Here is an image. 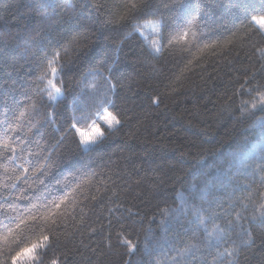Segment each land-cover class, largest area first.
I'll list each match as a JSON object with an SVG mask.
<instances>
[{
    "label": "snow or ice",
    "instance_id": "1",
    "mask_svg": "<svg viewBox=\"0 0 264 264\" xmlns=\"http://www.w3.org/2000/svg\"><path fill=\"white\" fill-rule=\"evenodd\" d=\"M58 7L59 0L29 9L40 14L43 22V13ZM82 7L76 0L63 2L67 20L77 26L69 46H59L63 55L60 50L45 53L25 83L13 79L0 89V192L6 193L0 194V248L10 249L0 264H68L72 257L60 252L55 233L78 215L88 236L100 240L94 248L83 246L90 253L89 264L93 260L103 264L101 249L113 248L124 250L127 259L122 258V264H133L137 255L141 256L137 264H237L242 249L254 243L256 226H264V45H253L246 53L259 68L246 71L229 98L239 113L238 122H249L248 135L209 150L203 147L209 132L194 133L200 141L191 145L200 149L194 162L184 153L180 156L192 164L177 177L184 182L183 189L159 200L152 215L145 216L125 207L127 201L121 200L115 181L105 186L103 196L88 195L83 186L98 174L77 166L65 170L73 159L80 162L99 153L130 128L132 120H138L134 112L129 115L127 97L122 95L124 73L115 52L105 51L82 65L99 27L78 14ZM118 7L123 13L115 24L126 33L125 39L139 41L149 30L158 36V46L155 40L146 46L149 57H161L181 41L189 45L183 48L186 54L210 47L205 42L217 44L213 37L224 32L221 28L233 35L235 29L264 37V0H121ZM221 9L228 13L223 25L215 23ZM41 31V26L33 27L16 38L31 50ZM147 99L154 107L161 103L158 95ZM62 148L67 152L57 155ZM78 194L84 198L79 203ZM84 203L91 204L87 220L88 214L77 211ZM101 203L110 206L96 213ZM26 232L35 233L36 239L21 247ZM13 243L18 249L14 254Z\"/></svg>",
    "mask_w": 264,
    "mask_h": 264
},
{
    "label": "trees",
    "instance_id": "2",
    "mask_svg": "<svg viewBox=\"0 0 264 264\" xmlns=\"http://www.w3.org/2000/svg\"><path fill=\"white\" fill-rule=\"evenodd\" d=\"M63 2L59 0L60 7L55 10L48 8L43 13L46 19L42 22L40 14L30 13L29 6L57 3V0H0V89L6 88L13 79L25 83L36 71L38 61L45 53L60 50L63 55V48L59 46H69L67 42L72 39L77 27L75 22L67 20L62 11ZM76 3L83 5L78 14L99 26L92 37L93 46L82 65L99 59L105 51L110 55L115 52L124 73L122 95L127 97L126 106L131 109L129 115L134 112L138 120H132L131 127L118 133L99 153L80 162L73 159L65 170L77 166L98 174L83 186L88 195L103 196L105 186H111L115 181L121 200L127 201L126 208L151 216L152 208L159 200L172 197L183 189L184 182L177 177H182L192 164L181 161L180 156L184 153L194 162L195 153L200 150L191 146L194 142L200 143L194 133L200 129L209 132L208 142L203 144L209 150L248 135L249 122H238L239 113L229 98L233 96L235 82L242 79L246 71L259 68V64L246 58V53L253 45L257 48L264 45V37L248 35L243 30L236 32L235 29H232L233 35L221 28L224 32L213 37L217 44L205 42L212 45L210 47L199 51L192 49L186 54L183 48L189 45L181 41L166 49L161 57H149L145 49L152 39L145 35L139 41L125 39L126 33H122L115 24L123 13L118 7L121 0H76ZM227 15L221 9L216 14L215 23L223 25ZM37 26H41L43 31L31 50H26L16 36ZM121 40L125 41L124 44L120 45L119 51H115ZM159 43L157 36V46ZM142 45L145 47L142 48ZM72 55L69 51L68 58ZM152 95L161 98L159 107L150 105L147 98ZM239 99H236V104ZM129 132L135 135L130 137ZM60 151L66 153L67 149L57 150V155ZM102 172L104 175H99ZM2 180L3 167H0ZM76 199L79 203L84 198L78 194ZM109 206L101 203L95 211L106 212ZM90 207L91 204L84 203L77 209L81 214H88L85 220L91 216ZM80 218L78 215L75 220L69 219L55 233L60 241V252H68L72 257L68 264H89L90 253L83 246L94 248L100 244L98 237L88 236L87 226L80 225ZM91 218L95 219L94 216ZM253 238L254 243L240 252L237 264H264V226H256ZM34 239L35 233L26 232L20 246L30 244ZM11 249L13 254L14 250H18L15 243ZM0 250L5 253L0 256V262H3L8 258L10 249L3 246ZM101 250L105 251L103 264H122V258L127 259L122 248ZM140 260L141 256H134L133 264ZM92 264L100 262L93 260Z\"/></svg>",
    "mask_w": 264,
    "mask_h": 264
},
{
    "label": "rangeland",
    "instance_id": "3",
    "mask_svg": "<svg viewBox=\"0 0 264 264\" xmlns=\"http://www.w3.org/2000/svg\"><path fill=\"white\" fill-rule=\"evenodd\" d=\"M145 36L148 37V38H150V39H152V40H155V41H156V38H157V36L152 35V33L150 32V30L149 31H146Z\"/></svg>",
    "mask_w": 264,
    "mask_h": 264
}]
</instances>
